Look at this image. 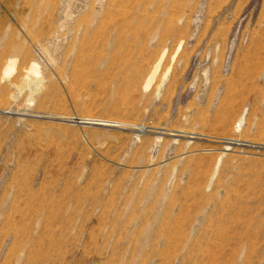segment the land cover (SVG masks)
Masks as SVG:
<instances>
[{
    "label": "rangeland",
    "instance_id": "1",
    "mask_svg": "<svg viewBox=\"0 0 264 264\" xmlns=\"http://www.w3.org/2000/svg\"><path fill=\"white\" fill-rule=\"evenodd\" d=\"M0 264H264V0H0Z\"/></svg>",
    "mask_w": 264,
    "mask_h": 264
}]
</instances>
